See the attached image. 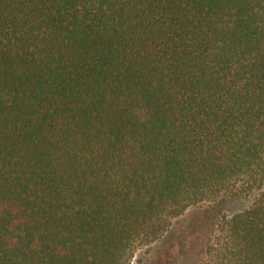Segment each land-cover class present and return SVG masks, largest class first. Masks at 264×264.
<instances>
[{
	"label": "trees",
	"instance_id": "16d2710c",
	"mask_svg": "<svg viewBox=\"0 0 264 264\" xmlns=\"http://www.w3.org/2000/svg\"><path fill=\"white\" fill-rule=\"evenodd\" d=\"M233 199L190 264H264V0H0V264H130Z\"/></svg>",
	"mask_w": 264,
	"mask_h": 264
},
{
	"label": "rangeland",
	"instance_id": "374dc122",
	"mask_svg": "<svg viewBox=\"0 0 264 264\" xmlns=\"http://www.w3.org/2000/svg\"><path fill=\"white\" fill-rule=\"evenodd\" d=\"M247 204V200L233 199L217 208L207 203L188 208L161 239L147 249L136 251L130 264H190L200 258L201 248L214 229L218 210L231 214Z\"/></svg>",
	"mask_w": 264,
	"mask_h": 264
}]
</instances>
